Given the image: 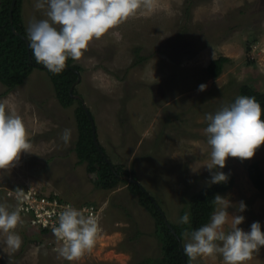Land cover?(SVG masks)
<instances>
[{
	"label": "rangeland",
	"instance_id": "rangeland-1",
	"mask_svg": "<svg viewBox=\"0 0 264 264\" xmlns=\"http://www.w3.org/2000/svg\"><path fill=\"white\" fill-rule=\"evenodd\" d=\"M35 2L22 0L26 33L33 18H47ZM187 2L156 0L154 11L138 10L91 40L83 55L73 60L82 69L76 95L95 118L107 158L135 172L167 220L176 224L192 196L209 186L210 173L203 166L210 152L206 114L228 105L243 85L264 92V0H193L189 9ZM221 55L229 61L218 77H212L207 65ZM201 83L207 84L204 91H198ZM6 88L0 81V95ZM0 102L23 118L31 141V152H22L14 167L0 170V202L14 210L9 193L18 187L34 188L76 205H95L100 227L91 251L68 261L55 251L56 237L30 227L21 215L14 229L22 238L21 247L9 249L6 234L0 233V264H150L160 256L153 216L130 188L135 178L120 174L115 188L104 189L97 184L96 168L78 162V103L61 104L46 68L36 67L0 96ZM65 128L72 130L68 144L61 139ZM253 162L264 174V144L251 158L226 159L222 171L234 175V184L221 195L234 204H247L238 213L245 216L240 227L247 230L260 221L264 231V194L247 170ZM228 210L231 219L235 208ZM187 261L224 264L219 254ZM245 264H264V246Z\"/></svg>",
	"mask_w": 264,
	"mask_h": 264
},
{
	"label": "clouds",
	"instance_id": "clouds-1",
	"mask_svg": "<svg viewBox=\"0 0 264 264\" xmlns=\"http://www.w3.org/2000/svg\"><path fill=\"white\" fill-rule=\"evenodd\" d=\"M37 9H45L47 18H33L27 27V39L35 61L54 74L61 73L66 62L79 59L91 40L99 39L112 27L144 10L151 13L156 0H36ZM214 59V56H213ZM207 84L201 83L198 91ZM262 108L255 97L241 95L230 105L215 113H207V146L209 160L203 164L210 173L209 186L227 182L229 176L222 171L228 157L247 159L264 144V119ZM72 130L65 128L61 139L68 144ZM31 141L23 118L0 102V170L14 167L22 152H31ZM197 171L198 168H193ZM214 210L208 222L187 232L183 243L185 254L195 260L199 256L219 254L224 264H245L254 252L264 246V231L260 221H253L246 230L240 225L247 204L233 203L228 197L216 194ZM234 207L231 212L229 208ZM190 211L179 217L182 224L190 223ZM22 222L20 209L10 210L0 202V233H5L4 243L12 251L22 244L21 236L14 231ZM59 247L58 254L68 261L91 251L100 231L98 220L81 209L66 206L58 215L53 227Z\"/></svg>",
	"mask_w": 264,
	"mask_h": 264
},
{
	"label": "trees",
	"instance_id": "trees-1",
	"mask_svg": "<svg viewBox=\"0 0 264 264\" xmlns=\"http://www.w3.org/2000/svg\"><path fill=\"white\" fill-rule=\"evenodd\" d=\"M192 2L193 0H188V9ZM11 3L12 0H1L0 3V81L7 87L0 96L9 93L12 88L21 84L36 67L40 68L43 66L42 64L36 63L31 49H28L26 41L20 35L23 34L27 36L22 20V0H17L13 12V24L19 33L13 30L10 22L9 12ZM141 59L143 60L144 58ZM228 61L229 58L223 55L211 60L207 65L208 74L212 77H218L223 72V67ZM81 70V67L74 64L73 60L69 58L66 62L65 69L61 73L54 74L49 70H47V72L53 82L56 96L61 104L68 107L76 102L78 103L75 109L78 128V139L75 152L78 157V162L92 164L99 175V181L97 183L99 187L112 189L115 188L121 180L94 143L91 121L83 106V102L81 99L71 95L72 87L75 88L73 89V93H78L75 84L77 83L78 75ZM241 95L255 97L261 105V118L264 119V92L253 86L243 85L240 88L239 95L234 97L228 105ZM101 147L108 157L104 147ZM114 167L118 174L132 176L136 179L135 172H127L123 170L122 166L116 164H114ZM247 170L253 185L264 194V174L259 163H251ZM228 176L229 179L227 182L215 183L211 186L202 188L192 196L188 208L184 207L180 213L181 216L185 211L191 212L189 224H182L180 222L176 224L168 220L180 239H178L167 226V218L161 210L162 206L159 201L153 200V197L146 193L140 185L133 182L130 183V188L133 193L138 195L140 204L153 216L155 235L160 243V256L156 259H152L150 264H186L180 245L183 240L187 238V232L208 222L214 210L213 197L216 194L226 192L234 184V175L228 173ZM40 232L42 234H47L45 231ZM187 258L189 257L187 256ZM187 264H190L189 261H187Z\"/></svg>",
	"mask_w": 264,
	"mask_h": 264
},
{
	"label": "built area",
	"instance_id": "built-area-1",
	"mask_svg": "<svg viewBox=\"0 0 264 264\" xmlns=\"http://www.w3.org/2000/svg\"><path fill=\"white\" fill-rule=\"evenodd\" d=\"M13 198L15 209H20V215L26 220L30 227L45 231L54 235L53 227L58 223V215L66 206L81 209L86 215L97 218V207L93 204H81L68 201L57 194L45 193L34 188H14L9 193Z\"/></svg>",
	"mask_w": 264,
	"mask_h": 264
},
{
	"label": "water",
	"instance_id": "water-1",
	"mask_svg": "<svg viewBox=\"0 0 264 264\" xmlns=\"http://www.w3.org/2000/svg\"><path fill=\"white\" fill-rule=\"evenodd\" d=\"M16 2H17V0H12L11 6H10L9 17H10V22H11V25H12L13 30H14L16 33H19V32L16 30V28H15V26H14V24H13V12H14V8H15V5H16ZM20 35H21V37L26 41V43H27V45H28V49L30 50L27 36H26V35H23V34H20ZM30 58H31V55H30ZM41 67H44V66H41ZM80 78H81V75H80V73H79V75H78V79H77V82L80 81ZM73 89H74V88L72 87V88H71V95L74 96V97H77V98H79V99L82 100V102H83V106H84V108H85V110H86V113H87V115H88V117H89V119H90V121H91L92 134H93V139H94V143H95L96 147H97L98 150H99V151L105 156L106 161L110 164V166L112 167V169H113V171L116 173V175H117L118 177L121 178V175L117 173V171H116V169H115L113 163L107 158V156L105 155L104 150H103L102 147H101V144H100V141H99V138H98V134H97V127H96V122H95V118H94V116L92 115L90 109L86 106V104H85L84 100L82 99V97L73 93ZM132 182H134V183L140 185L141 188L144 190V188L142 187V185L140 184L139 181H137L136 179H132ZM144 191H145V190H144ZM145 192H146V191H145ZM146 193H147V192H146ZM166 224H167V226L170 228V230L176 235V237H177L178 239H180L179 236H178V234H177L176 231L174 230L172 224H171L167 219H166ZM180 247H181V250H182V253H183V258H184V260H185V262H186V264H187V255L185 254V252H184V250H183V245L181 244Z\"/></svg>",
	"mask_w": 264,
	"mask_h": 264
}]
</instances>
